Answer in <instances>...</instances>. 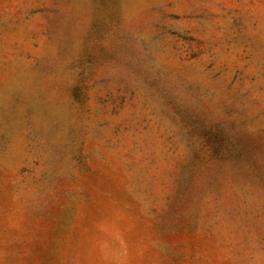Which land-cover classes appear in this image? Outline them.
<instances>
[{"label":"rangeland","instance_id":"374dc122","mask_svg":"<svg viewBox=\"0 0 264 264\" xmlns=\"http://www.w3.org/2000/svg\"><path fill=\"white\" fill-rule=\"evenodd\" d=\"M0 264H264V0H0Z\"/></svg>","mask_w":264,"mask_h":264}]
</instances>
